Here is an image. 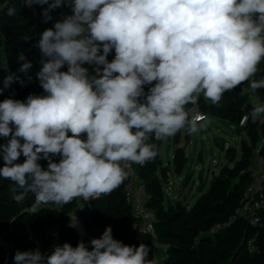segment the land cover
<instances>
[{
  "label": "clouds",
  "instance_id": "obj_1",
  "mask_svg": "<svg viewBox=\"0 0 264 264\" xmlns=\"http://www.w3.org/2000/svg\"><path fill=\"white\" fill-rule=\"evenodd\" d=\"M22 6H40L45 23L57 9L71 12L61 13L33 45L44 94L0 102V138L6 141L0 144V177L14 182L17 203L34 196L31 213L111 193L128 178L130 164L144 166L159 154L151 137L199 130L201 117L185 106L201 93L218 103L246 81L241 95L264 88V77L254 78L264 59V0H22ZM6 7L9 17L20 11ZM18 61L0 94L32 80V62L25 55ZM261 114L264 103H257L244 119L255 122ZM68 215V226L79 230L78 217ZM149 252L144 243L114 239L107 226L99 238L75 247L65 242L50 255L17 250L14 264H157L147 259Z\"/></svg>",
  "mask_w": 264,
  "mask_h": 264
},
{
  "label": "trees",
  "instance_id": "obj_2",
  "mask_svg": "<svg viewBox=\"0 0 264 264\" xmlns=\"http://www.w3.org/2000/svg\"><path fill=\"white\" fill-rule=\"evenodd\" d=\"M12 4L20 8L15 17L7 15L6 6ZM41 10L40 6H34V10L22 6V0H0V73H2L1 57L6 65L5 75L20 66L18 61L20 55L30 59L38 51L33 45L39 40V34L46 28L52 27L57 20L53 17L52 21L43 22ZM69 12L70 9L64 7L53 11L51 15L69 14ZM25 36L30 39L25 40ZM113 58L114 50L108 56L109 61ZM61 70L66 71L67 66ZM31 76L32 80L26 81L25 87L14 83L5 89L0 94V102L9 97L23 101L30 94L43 95L44 91L39 85L36 74ZM262 77H264V59L258 65L256 79ZM23 79L26 80L25 77ZM2 81L3 79H0V88L3 87ZM248 84L249 82L246 81L226 91L218 103L205 99L203 94L199 96L200 109L206 116L217 117L233 131L239 134L245 133L251 145L243 142L242 156L237 160L234 158L233 150L227 149V164L213 176L208 187L201 182L200 195L191 206L179 199L168 202L164 195L160 179L165 176L160 156L162 140H156L153 136L148 141L157 145L159 154L154 160L146 162L144 166L133 164L137 177L144 184L148 195L144 205L154 215L152 223L154 236L139 234L132 227L136 218L132 214L131 205L126 202L123 195V187L127 179L111 193L99 199H90L79 207L78 202L81 197L74 199L63 208L51 204L42 205L36 213H31L28 209L34 201V196L29 193L24 202L17 203L13 199L14 182L0 177V264H14L17 250H35L37 238L45 236L46 231L51 228L56 235L53 251L55 246H62L65 242L75 247L80 240L88 243L93 238H99L107 226L112 227L114 239L127 245L138 247L144 243L151 248L154 241L162 244L165 256L161 264H264V209L259 210L260 222L255 226L249 224L245 218L239 217L225 227L210 232L211 228L228 222L239 206L242 193L249 183L250 155L253 154L260 134L264 136V114H261L255 122L249 118L244 127L238 126L241 117L247 115L253 108L248 102L249 93H254L259 97L260 103H264V88L255 92L249 90L241 95V88L248 87ZM190 105L191 103L185 106L186 110ZM185 132L187 137V128ZM5 142L4 138H0V144ZM261 154L264 155V149ZM24 159L25 157L21 155L17 162L22 163ZM56 160L58 162L59 157ZM173 161L176 171L180 174L186 162L181 148L175 150ZM38 163L44 168L47 167V161L41 160ZM3 164L0 158V167H3ZM158 172L160 175L157 174ZM188 177H184L185 183ZM19 191L22 190L17 189V192ZM76 208H79V217L87 233L85 238H82L75 228L68 226V213ZM249 239L254 240L255 249L252 253L247 251ZM147 259L151 260L149 257Z\"/></svg>",
  "mask_w": 264,
  "mask_h": 264
},
{
  "label": "rangeland",
  "instance_id": "obj_3",
  "mask_svg": "<svg viewBox=\"0 0 264 264\" xmlns=\"http://www.w3.org/2000/svg\"><path fill=\"white\" fill-rule=\"evenodd\" d=\"M2 71H5L4 66H2ZM1 77L2 75L0 73V79ZM248 102L252 107L260 103L257 97L252 96L250 93ZM199 125L208 127L209 131L203 134L199 130L193 133L188 132V136L185 137V129H181L176 133L177 137L175 134L172 137L163 139L161 142L160 156L163 167L162 171L165 172V176L160 179L164 195L168 202L179 199L188 206H191L200 195L199 187L201 182H204L205 187H208L213 176L219 172L223 165L227 164L228 157L226 156V151L220 152L212 145L211 139L213 137L225 139V146L233 150L236 160L242 156L243 142L246 145H251L245 133L239 134L233 131L224 121L217 117H207V120ZM258 142L259 138L257 139L256 145ZM177 148H181L186 157L185 165L180 174L176 171L173 161L174 152ZM191 158H193V163L189 165ZM254 161L255 156L252 154L249 158L250 167L254 164ZM160 172L157 174L160 175ZM185 176H190V178H187L186 183L184 182ZM79 232L87 237L86 231L80 225ZM46 235H55V233L51 228L46 231Z\"/></svg>",
  "mask_w": 264,
  "mask_h": 264
},
{
  "label": "built area",
  "instance_id": "obj_4",
  "mask_svg": "<svg viewBox=\"0 0 264 264\" xmlns=\"http://www.w3.org/2000/svg\"><path fill=\"white\" fill-rule=\"evenodd\" d=\"M54 18L61 19V14H54ZM33 64V73L29 75H35L42 65L39 63L40 52L39 49L36 51L30 59H27ZM86 66V65H85ZM20 67V66H19ZM18 67V68H19ZM11 72H16L18 69ZM8 74V73H7ZM7 74L3 75V79ZM23 79V74H19ZM256 77V76H255ZM254 77V78H255ZM20 86L19 83H16ZM201 93L200 95H202ZM257 100L260 102L258 96ZM190 115L200 116L201 119L198 124H202L207 117L200 109V103L191 104L187 109ZM246 115H243L238 123L239 127H244L246 121L244 119ZM262 149H264V136L260 134L259 142L253 149V154L255 156L254 164L249 168V183L245 187L242 196L240 198L239 206L235 209L233 215L229 218V221L220 225L215 226L210 229V232L218 230L219 228L225 227L229 222L235 221L239 217L245 218V220L251 225H257L260 222L258 215L259 210L264 209V155L261 154ZM123 166V164H122ZM126 171H129V176L126 180V183L123 187V195L127 203L131 205L132 214L136 218V222L133 224V229L139 234H148L154 236L153 231V213L144 205L145 200L148 198V195L145 191V186L141 183L137 177V172L135 171L133 164H130V168H127ZM255 249L254 240L249 239L247 241V251L252 253Z\"/></svg>",
  "mask_w": 264,
  "mask_h": 264
},
{
  "label": "water",
  "instance_id": "obj_5",
  "mask_svg": "<svg viewBox=\"0 0 264 264\" xmlns=\"http://www.w3.org/2000/svg\"><path fill=\"white\" fill-rule=\"evenodd\" d=\"M198 127L201 134L207 133L209 131L208 127L202 125H199ZM211 143L220 152L227 151L228 149V147L225 146V139L221 137H213L211 139ZM192 163H193V158L189 160V165H191ZM55 242H56V235H46L43 237H39L37 238V248H39L42 254L48 255L49 253H51Z\"/></svg>",
  "mask_w": 264,
  "mask_h": 264
},
{
  "label": "crops",
  "instance_id": "obj_6",
  "mask_svg": "<svg viewBox=\"0 0 264 264\" xmlns=\"http://www.w3.org/2000/svg\"><path fill=\"white\" fill-rule=\"evenodd\" d=\"M69 14H71V12H69ZM1 60H2V66H4V68H5L6 65H5V62H4L3 57H1ZM85 67H89V70L91 71V67L90 66L86 65ZM30 73H33V69L30 70ZM1 75L2 76L4 75V71H2ZM252 96H257V95H255L253 93ZM84 202H88V201H84L83 198L81 197V199L79 200L78 204L81 205ZM79 205H78V207H79ZM72 212H74L75 215L78 217L79 225L85 230V228L83 227L82 222L80 220V217H79V208L74 209ZM68 217H69V215H68ZM76 231L78 232V234L82 238H85L86 237L85 235H83V233L79 232V230L76 229ZM164 256H165V251H164L163 245L162 244H159V243H157V242L154 241L153 244H152V246H151V248H150V252H149L148 257L150 259H154L157 262V264H161V261L164 258Z\"/></svg>",
  "mask_w": 264,
  "mask_h": 264
}]
</instances>
